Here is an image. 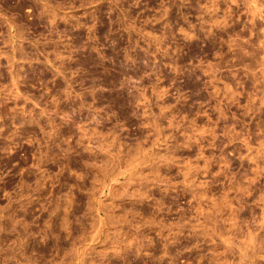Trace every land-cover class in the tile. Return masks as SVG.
<instances>
[{
	"label": "rangeland",
	"instance_id": "obj_1",
	"mask_svg": "<svg viewBox=\"0 0 264 264\" xmlns=\"http://www.w3.org/2000/svg\"><path fill=\"white\" fill-rule=\"evenodd\" d=\"M0 264H264V0H0Z\"/></svg>",
	"mask_w": 264,
	"mask_h": 264
}]
</instances>
